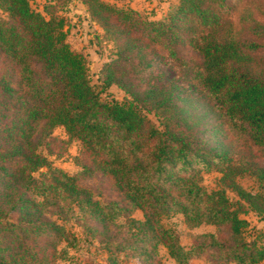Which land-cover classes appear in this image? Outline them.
I'll list each match as a JSON object with an SVG mask.
<instances>
[{"label":"trees","instance_id":"16d2710c","mask_svg":"<svg viewBox=\"0 0 264 264\" xmlns=\"http://www.w3.org/2000/svg\"><path fill=\"white\" fill-rule=\"evenodd\" d=\"M80 1L115 43L100 90L86 55L66 41L62 16L46 17L31 0H0V264L67 257L77 245L70 218L98 233L108 264H121V253L165 264L160 246L178 264L206 248L224 261L264 264V231L248 241L242 216L264 217V0H179L163 20ZM182 46L200 56L197 67ZM113 84L127 97L103 99ZM57 126L83 144L76 174L43 153ZM201 170L220 172L223 186L207 190ZM244 173L258 177L260 191L239 182ZM96 174L111 179L119 199L101 202L81 184ZM173 213L226 233L200 235L185 249L162 222Z\"/></svg>","mask_w":264,"mask_h":264},{"label":"rangeland","instance_id":"374dc122","mask_svg":"<svg viewBox=\"0 0 264 264\" xmlns=\"http://www.w3.org/2000/svg\"><path fill=\"white\" fill-rule=\"evenodd\" d=\"M114 6L121 8H132L142 16L151 20H163L169 12L179 4V0H104ZM261 8H264V1ZM32 6L49 17V14L62 16L65 20L64 30L66 32V41L70 47L76 51L84 53L89 62V74L91 82L98 90L101 89L103 81V70L107 62L114 57L115 43L106 35L102 26L89 14L87 7L80 0L63 3L62 1L53 2V0H31ZM257 4V3H256ZM238 5H241L239 3ZM243 8V7H241ZM255 7L254 9H256ZM258 8H260L258 4ZM257 10V9H256ZM6 16V13L0 9V18ZM182 56L191 66H198L201 62L200 56L191 48L181 47ZM127 94L119 86L113 84L102 93L103 99L116 98L123 100ZM154 120L155 116L150 115ZM52 138L54 142L50 144L51 152L48 153L43 148V153L48 155L53 166L63 169L69 174L78 173L81 168L82 142L77 138H71L64 126H57L53 130ZM229 139L242 144V137L237 133L229 132ZM256 152V150H255ZM259 153V152H258ZM260 154V153H259ZM258 154V155H259ZM264 160V158H262ZM46 170V168H42ZM39 175V172L36 173ZM222 174L216 170H201V184L209 191L221 188ZM239 182L248 190L260 191L261 184L258 177L254 174L244 173L238 177ZM81 184L87 186L95 193V198L101 202L119 199L118 192L115 191L110 178L102 175L84 177L80 180ZM229 197L236 201L237 195L228 191ZM136 218H143V212L136 209L133 212ZM249 222L248 227L243 230L244 237L248 240L258 239L259 234L264 231V217L253 211H248L242 215ZM119 223L124 222V218L118 219ZM162 222L174 228L181 244L185 249H189L192 244L199 242V236L203 234L217 233L219 237L224 236L216 225L203 223L197 227H189L185 222V217L181 213H173L164 217ZM65 226L72 230L77 237V245L68 248V256L61 258L56 264H108V251L103 248L98 233L91 234L85 232L82 221L70 218ZM227 236V234H225ZM201 240H204L201 238ZM208 242V240H206ZM159 258L165 264H178L172 258L166 247H159ZM121 264H140V261L131 256L120 255ZM188 264H237L234 261H224L223 255L215 248H206L205 252L198 257L190 259Z\"/></svg>","mask_w":264,"mask_h":264}]
</instances>
